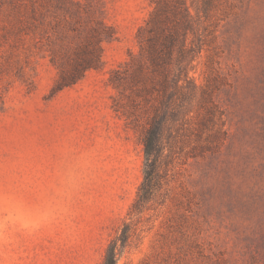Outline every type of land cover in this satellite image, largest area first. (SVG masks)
I'll list each match as a JSON object with an SVG mask.
<instances>
[{
  "label": "rangeland",
  "instance_id": "374dc122",
  "mask_svg": "<svg viewBox=\"0 0 264 264\" xmlns=\"http://www.w3.org/2000/svg\"><path fill=\"white\" fill-rule=\"evenodd\" d=\"M183 1L195 89L138 212L155 95L111 79L154 3L0 0V264H102L124 224L117 264H264V0Z\"/></svg>",
  "mask_w": 264,
  "mask_h": 264
},
{
  "label": "trees",
  "instance_id": "16d2710c",
  "mask_svg": "<svg viewBox=\"0 0 264 264\" xmlns=\"http://www.w3.org/2000/svg\"><path fill=\"white\" fill-rule=\"evenodd\" d=\"M152 2L154 9L145 28L147 35L139 41L144 62L131 72L128 69L122 72L115 70L111 79L117 88L125 86L128 78L138 79L143 91L150 90L155 95L156 103L145 120L140 122L135 117L130 122L139 132L145 156V176L133 205V211L138 212L150 202L161 184V167L169 156L165 151L172 148L173 139L170 134L165 137L166 124L169 120L177 122L175 118L183 114L187 108L185 104L195 89L189 77V65L195 51L187 42L193 25L185 3L183 0H173L167 9L168 4L164 0ZM168 20L170 25L166 23ZM100 57L98 55L97 60L100 61ZM87 68L90 65L82 70ZM115 111L121 112L126 119L134 116L131 111L121 110L120 107ZM130 233V226L124 224L118 235L109 242L102 264H117L118 253L129 241Z\"/></svg>",
  "mask_w": 264,
  "mask_h": 264
}]
</instances>
